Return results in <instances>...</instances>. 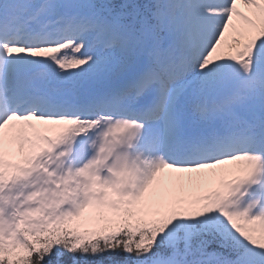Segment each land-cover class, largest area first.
<instances>
[{
	"label": "snow or ice",
	"instance_id": "snow-or-ice-1",
	"mask_svg": "<svg viewBox=\"0 0 264 264\" xmlns=\"http://www.w3.org/2000/svg\"><path fill=\"white\" fill-rule=\"evenodd\" d=\"M261 175L264 0H0V264H264Z\"/></svg>",
	"mask_w": 264,
	"mask_h": 264
},
{
	"label": "bare ground",
	"instance_id": "bare-ground-1",
	"mask_svg": "<svg viewBox=\"0 0 264 264\" xmlns=\"http://www.w3.org/2000/svg\"><path fill=\"white\" fill-rule=\"evenodd\" d=\"M238 7H241L242 10L247 11V9H245L243 5H239ZM102 41H103V38H102ZM87 136H80L82 144H84L85 142H88V139H84ZM70 149H71V146L69 150ZM79 152H80V149H79ZM133 155L135 157V154ZM71 159L76 161V167L82 166V165H78V162L80 161L79 153L73 155ZM155 159L156 157L154 155H151L150 153H147V152H145L140 157V160H155ZM242 164L243 162L238 161L232 165H227L225 167L239 169ZM141 166L143 167V165ZM259 180H260V183L256 184V186H258V189H259L257 197L252 196L251 201L246 202V197L249 192L246 189H241V191L238 192L235 196H233L228 202L229 211H232V212L248 211L250 218H255L257 215H260L262 212H264V175H261L259 177ZM261 202L263 203L261 204ZM252 205H255V206H252ZM255 210H258V213H255Z\"/></svg>",
	"mask_w": 264,
	"mask_h": 264
}]
</instances>
